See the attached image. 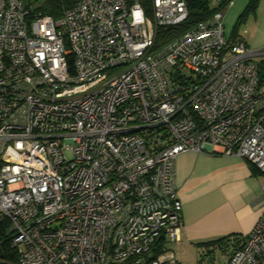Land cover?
<instances>
[{
  "label": "built area",
  "instance_id": "built-area-1",
  "mask_svg": "<svg viewBox=\"0 0 264 264\" xmlns=\"http://www.w3.org/2000/svg\"><path fill=\"white\" fill-rule=\"evenodd\" d=\"M187 16L185 0H76L59 18L0 0V221L16 253L0 264H179L148 256L180 239L176 156L264 174V48L230 41L220 10L156 47ZM218 249L219 264H264V213L202 264Z\"/></svg>",
  "mask_w": 264,
  "mask_h": 264
},
{
  "label": "crops",
  "instance_id": "crops-1",
  "mask_svg": "<svg viewBox=\"0 0 264 264\" xmlns=\"http://www.w3.org/2000/svg\"><path fill=\"white\" fill-rule=\"evenodd\" d=\"M249 1L231 0L220 9L230 41L235 23ZM237 34L249 48H264V0H258ZM175 185L182 205L176 245L195 246L225 236H247L264 213V174L234 155L181 152L175 159Z\"/></svg>",
  "mask_w": 264,
  "mask_h": 264
},
{
  "label": "trees",
  "instance_id": "trees-1",
  "mask_svg": "<svg viewBox=\"0 0 264 264\" xmlns=\"http://www.w3.org/2000/svg\"><path fill=\"white\" fill-rule=\"evenodd\" d=\"M76 0H29L33 4V12L42 16H51L53 18H59L66 8H69L75 3ZM188 10V16L186 20L177 25L162 26L157 29L156 35V47H160L168 41L176 38L177 36L184 33L186 30L191 28L198 22L207 19L215 11H218L225 6L231 0H185ZM258 4V0H250L245 9L239 15L235 26L233 28V34L231 41H234L239 37L237 34L238 28L244 19L253 12ZM258 69V86H264V58H260L256 61ZM253 170L256 172L257 169L253 166ZM8 222L6 220L0 221V252L4 255V258L9 261H16V253L10 247L9 234L7 233ZM228 237L218 238L216 240L207 241L198 245H204L210 247L221 243ZM166 239L164 236H160L155 243L152 245L148 256L151 259L157 258L161 253L164 252Z\"/></svg>",
  "mask_w": 264,
  "mask_h": 264
},
{
  "label": "rangeland",
  "instance_id": "rangeland-1",
  "mask_svg": "<svg viewBox=\"0 0 264 264\" xmlns=\"http://www.w3.org/2000/svg\"><path fill=\"white\" fill-rule=\"evenodd\" d=\"M188 74V71H184ZM165 247L174 251L175 257L179 264H202V253L206 250L207 246L204 245H195L190 246L186 244L176 245L173 242L166 240ZM14 251V250H13ZM2 253V252H0ZM222 250L218 249L214 255H212L215 261L214 264H219L218 262L222 261Z\"/></svg>",
  "mask_w": 264,
  "mask_h": 264
},
{
  "label": "water",
  "instance_id": "water-1",
  "mask_svg": "<svg viewBox=\"0 0 264 264\" xmlns=\"http://www.w3.org/2000/svg\"><path fill=\"white\" fill-rule=\"evenodd\" d=\"M176 75V74H175ZM0 256H3V254L2 253H0Z\"/></svg>",
  "mask_w": 264,
  "mask_h": 264
}]
</instances>
